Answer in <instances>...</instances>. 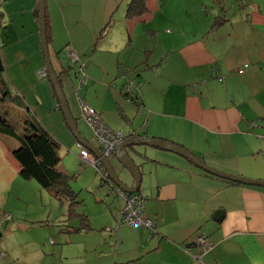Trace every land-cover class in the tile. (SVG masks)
Returning <instances> with one entry per match:
<instances>
[{
    "label": "crops",
    "instance_id": "0c3cea01",
    "mask_svg": "<svg viewBox=\"0 0 264 264\" xmlns=\"http://www.w3.org/2000/svg\"><path fill=\"white\" fill-rule=\"evenodd\" d=\"M43 1L49 60L76 135L97 148L80 117L83 102L126 139L171 142L216 171L264 181V0H145L130 18V0ZM68 50L84 65V83ZM0 59L20 98L17 124L31 115L58 146L79 149L46 77L39 0L0 3ZM128 82L135 100L124 96ZM8 136L0 134L1 147ZM135 149L152 229L117 225L122 203L104 201L99 230L87 209L77 210V225L28 239L16 236L27 231L24 220L6 214L11 187L0 158V264H264V186L216 176L172 151ZM18 169L14 161L11 183L22 181ZM124 171L120 180L133 186ZM85 179L84 187H101L94 174ZM201 233L210 248L197 244Z\"/></svg>",
    "mask_w": 264,
    "mask_h": 264
},
{
    "label": "rangeland",
    "instance_id": "374dc122",
    "mask_svg": "<svg viewBox=\"0 0 264 264\" xmlns=\"http://www.w3.org/2000/svg\"><path fill=\"white\" fill-rule=\"evenodd\" d=\"M162 39V34L160 30L157 32V41L160 43ZM10 85V84H9ZM10 88L15 92L14 86L11 85ZM83 92H79V95L82 97ZM9 104L0 102V113L4 115L5 110H9V115L7 116L8 124L17 132L23 133V125L22 123L19 125L14 119L20 117L21 110L19 107H13V102L9 101ZM81 124V128H85L86 126V136L88 140L92 141L93 134L90 128L82 121H78ZM18 134V135H20ZM6 147L0 146V158L2 162L7 166L6 177L8 179V186L10 188L7 189V198H8V208L10 210H6L9 213L14 214L12 218V222L16 220V218L24 220L27 225V231H18L16 233L17 237L21 239H28V238H39L44 236V232L47 231V228L51 231H57L58 228L66 222L70 221V225H77L80 223L81 219L77 214L78 211H83L87 209V212L90 215L92 227L96 228L97 230L100 229L99 225L104 220L101 215L102 208L104 201L110 203V205H115L114 208H117L119 204H121L120 209L115 217L117 220L120 211L123 207V200L121 198H117L114 192L109 193V186L106 183H101L99 181V176L95 173L92 166L86 164L83 166L82 161L79 157V149H67L62 148L59 146V155H61V160L59 166H62L67 169L65 173L69 175L68 177V184L71 187V191L74 192V199L71 200L69 197L66 196H56L49 189H45L40 186V184L36 180H23L22 181H14L10 179L11 174H13L12 165L16 159L12 155V151L15 150L19 144L16 137H7ZM79 144V143H78ZM82 147V146H81ZM83 148V147H82ZM7 152H6V151ZM78 153V154H77ZM113 154V153H112ZM3 156H8L9 160H14L11 165H9L4 159ZM12 156V157H11ZM13 158V159H12ZM111 165H113L117 171L119 172V165L115 156H111L108 158ZM127 173V171H124ZM85 175L78 177V174ZM77 174V176H76ZM97 178L98 183L101 187L99 190L94 187L90 186L89 188L84 187L86 184V176L92 175ZM121 174V172H119ZM129 174V173H128ZM127 174V175H128ZM18 182V183H17ZM95 183V182H94ZM95 184V186H97ZM1 185V183H0ZM83 185V186H82ZM20 193V196L19 194ZM107 200H104V199ZM121 200V201H120ZM100 203V204H99ZM104 205H106L104 203ZM3 217V216H2ZM69 217V218H68ZM3 220V219H1ZM10 223V222H8ZM114 222L109 225L112 227ZM37 227H43L41 229H37ZM106 227V226H105ZM104 227V228H105ZM103 228V231H104ZM53 234V233H52ZM58 233L51 235L53 238L56 237ZM48 238V235L45 236ZM208 241V239H207ZM99 255H105L104 252L99 253Z\"/></svg>",
    "mask_w": 264,
    "mask_h": 264
},
{
    "label": "trees",
    "instance_id": "16d2710c",
    "mask_svg": "<svg viewBox=\"0 0 264 264\" xmlns=\"http://www.w3.org/2000/svg\"><path fill=\"white\" fill-rule=\"evenodd\" d=\"M144 11L145 0H130L127 4L126 16L129 18L137 17ZM0 84L2 87V98H0V102L9 104V100L14 104L19 103L18 99L20 98L17 96V93L10 92V87H8L9 82L6 78L5 68L1 59ZM1 106L2 105H0V107ZM4 112L5 116L0 113V134L10 135L17 138L19 146L12 151V155L16 159L19 167V177L23 180H36L41 187L49 189L54 195L59 197L66 196L73 200L74 192L71 191V187L68 184L69 175L58 168L61 160L58 144L39 127L31 115L25 116L21 121L23 125V133H17L9 124H7L6 117L9 114V110H5ZM96 146L99 147L97 143ZM84 165L86 164H83V166ZM94 171L98 175L95 169Z\"/></svg>",
    "mask_w": 264,
    "mask_h": 264
},
{
    "label": "water",
    "instance_id": "95a60500",
    "mask_svg": "<svg viewBox=\"0 0 264 264\" xmlns=\"http://www.w3.org/2000/svg\"><path fill=\"white\" fill-rule=\"evenodd\" d=\"M39 20H40V29H41V36H42V49H43V54L45 58V71L55 91L56 98L58 100V104L63 114L64 120L67 126L69 127V129L75 134L78 141L91 154H93L96 158L100 160V162L104 166V169L108 173L109 179L112 181V183L115 186L119 187L122 191L128 192V193L134 192L139 189L140 173H139L137 166L134 163L135 157L140 155V152H138L135 149V147L138 145L158 147L164 150L175 152L181 156L187 157L194 164L203 168L207 172L214 174L216 176L231 180V181L241 182V183L250 184V185L264 186V181L249 180V179H245V178H241V177H237V176H233L230 174L216 171L210 168L209 166H207L204 162H202L195 156H193L187 150L171 142L161 141V140H133V139H125L121 144H119V146L115 150V158L121 167L119 169V172H121L122 169H124L133 177V182H134L133 186H127L126 184H124L119 178V172L117 171V169L113 165L110 164L109 160L103 156V154L98 150V148H96L94 145L90 144L86 140L82 139L75 133L76 132L75 131L76 129L75 121L69 112L66 100L62 93L61 86L57 79V75L54 72L51 66L50 60H49L46 39H45V18H44V1L43 0H39ZM218 214L219 212H216L214 214L215 219L218 218L217 217Z\"/></svg>",
    "mask_w": 264,
    "mask_h": 264
},
{
    "label": "built area",
    "instance_id": "2783aa9c",
    "mask_svg": "<svg viewBox=\"0 0 264 264\" xmlns=\"http://www.w3.org/2000/svg\"><path fill=\"white\" fill-rule=\"evenodd\" d=\"M2 0H0V3ZM68 58L71 62V66L76 68V73L80 77V83H84V65L80 62V57L73 51L68 50ZM246 67V66H245ZM45 71L41 72L44 75ZM82 84H80L81 86ZM137 86L132 82L125 84L123 92L127 101L135 100L134 93ZM80 117L90 128L94 141L99 145L100 151L103 156L110 155L115 152L116 148L125 139V134L120 130H113L108 127L100 118L99 114L90 106L80 102ZM80 147L79 158L82 164H88L92 166L101 177L102 181H108V176L105 173L100 161L90 156L89 152ZM116 193L123 199L124 205L120 212L117 225L126 223L130 226H143L148 229H152V221L144 215L146 196L138 190L133 193H124L119 188L116 189ZM206 235L201 233L197 238V244L202 248H210Z\"/></svg>",
    "mask_w": 264,
    "mask_h": 264
},
{
    "label": "bare ground",
    "instance_id": "6f19581e",
    "mask_svg": "<svg viewBox=\"0 0 264 264\" xmlns=\"http://www.w3.org/2000/svg\"><path fill=\"white\" fill-rule=\"evenodd\" d=\"M94 141V140H93ZM79 145L80 146H82L83 148H85L82 144H80L79 143ZM98 148V150L100 151V147H97ZM86 149V148H85ZM87 150V149H86ZM88 151V150H87ZM101 152V151H100ZM89 154H90V156H92L93 158H96L93 154H91L90 152H89ZM115 154V152L113 153V154H110V155H107V156H104V157H106L107 159L109 158V157H111L112 155H114ZM96 159H98V158H96ZM99 160V159H98ZM109 160V159H108ZM100 161V160H99ZM102 164V163H101ZM102 167H103V169H104V166L102 165ZM104 171H105V173L107 174V176H108V173L106 172V170L104 169ZM98 176H99V174H98ZM99 181L103 184V183H106L108 186H109V193H111V192H114L115 193V196L117 197V198H120L119 196H118V194L116 193V189L117 188H119V187H117V186H115L113 183H112V181L109 179V176H108V181H102L101 180V177L99 176ZM99 186H101L100 184H99ZM120 189V188H119ZM121 190V189H120ZM124 192V191H123ZM135 192V191H134ZM124 193H127L128 194V192H124ZM130 193H133V192H130ZM122 199V198H121ZM123 200V199H122ZM123 205H124V202H123ZM123 208V207H122ZM122 210V209H121ZM121 212V211H120ZM119 218V217H118ZM116 221H118V219L116 220ZM122 224V223H121ZM126 224V223H125ZM128 225V224H127ZM152 225H153V223H152ZM130 226V225H129ZM131 227H133V226H131ZM135 227H143V226H135ZM145 228V227H144Z\"/></svg>",
    "mask_w": 264,
    "mask_h": 264
},
{
    "label": "flooded vegetation",
    "instance_id": "af4514ba",
    "mask_svg": "<svg viewBox=\"0 0 264 264\" xmlns=\"http://www.w3.org/2000/svg\"><path fill=\"white\" fill-rule=\"evenodd\" d=\"M95 142V141H94ZM96 143V142H95Z\"/></svg>",
    "mask_w": 264,
    "mask_h": 264
}]
</instances>
